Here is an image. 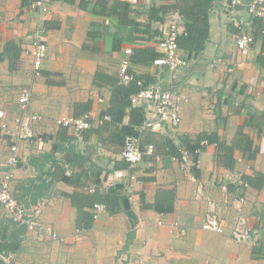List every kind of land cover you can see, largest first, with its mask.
<instances>
[{"label": "crops", "instance_id": "0c3cea01", "mask_svg": "<svg viewBox=\"0 0 264 264\" xmlns=\"http://www.w3.org/2000/svg\"><path fill=\"white\" fill-rule=\"evenodd\" d=\"M80 1H53L49 14L39 15L23 0H0V110L9 114L13 133L23 114L19 92L32 84L26 113L44 117L31 124L32 136L19 143L12 192L28 209L44 203L42 223L64 238L25 229L26 239L21 236L5 264H264V18L257 19L263 25L244 57L236 39L241 23L253 22L252 16L235 0H212L202 50L185 52L189 64L172 71L155 61L164 57L160 40L179 13L176 0H118L130 4L125 20L96 14L93 3L81 8ZM195 1L186 9L194 8ZM152 8L173 10L156 15L165 19L158 22ZM41 24L47 26L49 55L42 76L33 81L29 49ZM126 49L132 50L131 70L138 79L173 93L182 116L177 130L146 126L156 121L152 114L141 126L133 125L130 107L122 121H102L112 107ZM87 113L92 126L81 133L54 123ZM129 130L139 132L143 146H154V154L144 155L132 170L137 180L120 182L137 221L128 216L124 201L94 219L89 200L112 201L118 195L90 189H102L109 174L130 168L121 156ZM202 133L215 137L219 147H203L199 164L186 169L175 159L179 148H187V140L194 146ZM12 143L13 136L0 128V180ZM208 200L226 224L224 235L202 229ZM240 217H247L252 229L244 243L231 236ZM17 228L0 205L1 235L10 238ZM77 230L83 232L76 235Z\"/></svg>", "mask_w": 264, "mask_h": 264}, {"label": "built area", "instance_id": "2783aa9c", "mask_svg": "<svg viewBox=\"0 0 264 264\" xmlns=\"http://www.w3.org/2000/svg\"><path fill=\"white\" fill-rule=\"evenodd\" d=\"M235 4L245 5L248 13L255 18H264V0H235ZM51 7L50 0H38L31 4L30 8L37 10L40 14H49ZM252 19V20H253ZM185 21L184 17L178 13L175 14L164 28V34L160 40V47L163 50L164 57L155 61L157 66H165L168 69L175 71L179 68L186 67L189 64V59L178 44V40L183 33L181 30V23ZM241 32L237 36L236 46L240 54L244 57L248 56L252 50V46L255 43L256 36L254 34L256 27L254 22H250L246 25L241 23ZM47 28L44 24L38 25L34 31V36L30 44L29 54L33 63V81L39 79L42 76V68L45 60L49 55V47L46 42ZM126 57H124L118 67V83L120 85H130L136 83L140 90L131 96V102L133 106L142 107L147 115L152 114L156 121L153 123H145L146 126L152 129H159L165 125L177 130L181 125L182 116L176 98L169 90H163L156 86H144L142 80L138 79L134 72L131 70L130 56L132 54L131 49L125 50ZM33 89L32 84L21 88L18 96V104L23 114L15 121L17 128L13 133L9 129V114L0 110V128L13 136V143L10 147V155L4 164L5 171L3 172L2 179L0 180V205L3 207L6 217L15 223L18 227H23L27 232L37 231L40 236H47L53 240L63 241L64 238L59 236L55 229L42 223L43 204L39 203L32 209H28L12 192V184L14 182V169L20 163V157L18 154L19 143L21 140L32 136L31 124L34 122H42L43 116L39 114L28 115L27 109L32 99ZM111 116L105 114L102 121H111ZM55 125L67 129H74L77 133H81L88 130L92 126L91 116L89 113L79 117H66L55 120ZM210 145L207 140H203L200 143V147L194 152H191L186 147L179 148V156L176 160L182 162L183 167L189 169L190 167L197 166L199 164V153L205 146ZM153 145H142L140 137L127 136L122 150V158L130 166L128 170H117L114 173L109 174L105 183L100 187H94L90 189L91 193H97L99 190L109 191L116 187L120 182H132L137 180V176L132 170L143 160L144 155H153ZM196 156V159L193 156ZM193 158V159H192ZM248 186V184H246ZM224 193L228 192L226 184L221 186ZM202 190H198L199 198L202 197ZM215 202L208 200V212L206 213L202 229L210 232H214L220 235L226 233V224L215 213ZM107 210L106 205L102 203H96L93 206L94 219H98L100 213ZM248 218L240 217L236 220L231 236L234 240L240 243L249 241L252 229L248 226ZM159 224L163 222L159 221ZM179 224H174V227H179ZM27 232L22 235V239H26ZM82 230H77L76 235H80ZM181 235H185L186 229L180 228ZM255 236L258 235L257 230L253 232ZM0 259L6 263V255L0 252Z\"/></svg>", "mask_w": 264, "mask_h": 264}, {"label": "trees", "instance_id": "16d2710c", "mask_svg": "<svg viewBox=\"0 0 264 264\" xmlns=\"http://www.w3.org/2000/svg\"><path fill=\"white\" fill-rule=\"evenodd\" d=\"M38 0H23L24 5L30 7L32 3L36 2ZM40 1V0H39ZM56 0H50V2H53ZM70 3H75L76 0H66ZM111 0H81L80 1V7L86 8L88 4L93 3L94 4V12L96 14L104 15L106 17L108 16H118L120 19L125 20L128 13L131 11L130 4L120 2L118 0L114 1L110 5ZM177 5L174 9H177L179 13L184 17L183 22H185L186 30L183 32L178 40V44L182 50H184L186 53L190 54L193 51H199L202 50V44L208 39L209 36V25H208V16L207 12L211 6L212 0H196L194 3V8H191L190 11L186 9V3H189L191 0H176ZM152 17H156V15H159L160 13H163V15H166L168 12L173 10L172 8H161L156 9L152 8ZM200 17V18H199ZM255 18L252 21L254 22V27L259 29L263 25L261 22L257 21ZM154 20L158 22L165 21L163 16L156 17ZM190 21L192 23H190ZM135 29L137 30L139 24H134ZM47 28V26H46ZM256 36V32H254ZM189 59V56H188ZM100 76L97 75L96 78H99ZM140 79V78H139ZM143 81L144 86H151L149 81H145L143 78L140 79ZM140 90V87L136 83H132L130 85H118L115 87L114 94L112 97V107L107 111V114L111 116L112 121L115 120L117 122H120L123 120V117L126 113V108H131V123L136 126H141L144 123L145 118V110L142 107H136L133 106L131 102V96L135 93H137ZM133 129V128H132ZM127 136H136L141 137L139 132L135 130H129L127 132ZM126 136V137H127ZM203 140H207L210 144L216 143L219 147V143H217L216 138L212 137L210 135H207L206 133H202L197 137V143L194 146H190V141H186L185 144L187 148L194 152L197 148L200 147V143ZM227 151H229L226 148ZM194 159H196V156H193ZM62 179L65 182H70V178L67 176H63ZM250 184H253L252 181H249ZM125 188V185L123 183L117 184L116 187L112 188V193H116L118 196L117 199L107 200V199H100L98 197H94L93 199L89 200V203L94 206L96 203H102L106 205L107 209L111 212L116 211L117 208L111 209L110 207H119L123 205V201L127 197H122L121 192ZM110 190V191H111ZM120 203V204H119ZM17 226V225H16ZM1 232V231H0ZM25 228L18 227L16 229L15 235L11 236L10 238H6L1 235L0 233V252L4 253L5 255H8L10 252H14L18 250L19 245L21 243V236L24 234ZM0 264H5L4 261L0 260Z\"/></svg>", "mask_w": 264, "mask_h": 264}, {"label": "water", "instance_id": "95a60500", "mask_svg": "<svg viewBox=\"0 0 264 264\" xmlns=\"http://www.w3.org/2000/svg\"><path fill=\"white\" fill-rule=\"evenodd\" d=\"M124 206H125V209H126V211L128 213V216L130 217V219L133 222H136L137 221V217L134 214V212L131 210V205H130V202H129V199L128 198H125L124 199Z\"/></svg>", "mask_w": 264, "mask_h": 264}]
</instances>
